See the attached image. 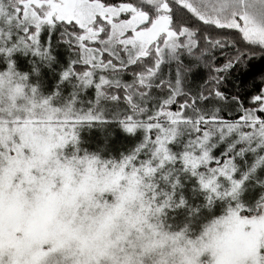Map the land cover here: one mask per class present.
<instances>
[{"label":"snow or ice","instance_id":"6c2138e0","mask_svg":"<svg viewBox=\"0 0 264 264\" xmlns=\"http://www.w3.org/2000/svg\"><path fill=\"white\" fill-rule=\"evenodd\" d=\"M0 264H264V0H0Z\"/></svg>","mask_w":264,"mask_h":264}]
</instances>
